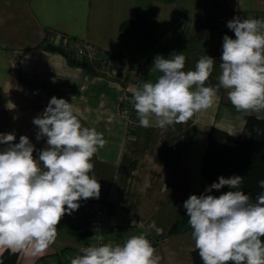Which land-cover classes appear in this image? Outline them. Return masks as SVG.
I'll return each mask as SVG.
<instances>
[{
  "label": "crops",
  "instance_id": "obj_1",
  "mask_svg": "<svg viewBox=\"0 0 264 264\" xmlns=\"http://www.w3.org/2000/svg\"><path fill=\"white\" fill-rule=\"evenodd\" d=\"M235 8L264 13V0H0V133H15L16 143L27 135L38 159L47 137L36 139L34 118L53 96L72 103L82 125L103 133L107 141L93 158L92 174L101 184V195L90 199L113 205L110 236L119 242L140 234L154 239L160 264H195L192 231L169 233L183 214L184 202L210 186L202 166L211 129L239 134L251 113L264 116V111H237L220 87L213 106L187 123L145 128L136 115L131 129L121 114L124 82L94 64L73 63V57L48 46L60 47L69 37L108 54L138 61L149 57L144 83L161 75L154 68L157 55L182 53L185 71L195 70L199 58L209 55L216 64L206 86L215 87L225 35L189 29L180 20L220 16ZM6 147L0 144V150ZM89 235L85 222L61 220L55 243L38 253L21 250L18 264L73 259L81 255Z\"/></svg>",
  "mask_w": 264,
  "mask_h": 264
},
{
  "label": "clouds",
  "instance_id": "obj_2",
  "mask_svg": "<svg viewBox=\"0 0 264 264\" xmlns=\"http://www.w3.org/2000/svg\"><path fill=\"white\" fill-rule=\"evenodd\" d=\"M227 27L235 39L223 38L221 75L215 87L206 86L216 64L213 57H200L195 70L189 71L184 70L182 53L155 57L154 68L161 75L133 91L141 127L166 129L187 123L213 106L220 87L227 90L237 111H264V19L236 16ZM33 123L38 127L36 139L47 137L38 159L27 135L16 143L15 133H0V144L7 145L0 150V248L12 253L45 250L55 243L65 214L78 210L81 200L101 195V184L92 173L93 158L107 144L103 133L83 126L74 105L55 96ZM242 185L240 175L221 176L204 194H192L183 204L203 264H264V193L253 200ZM225 186L232 190L208 194ZM258 186L264 189V179ZM81 252L71 264H160L162 260L144 234L131 236L123 245H92Z\"/></svg>",
  "mask_w": 264,
  "mask_h": 264
},
{
  "label": "trees",
  "instance_id": "obj_3",
  "mask_svg": "<svg viewBox=\"0 0 264 264\" xmlns=\"http://www.w3.org/2000/svg\"><path fill=\"white\" fill-rule=\"evenodd\" d=\"M215 24L210 23L201 27V29L214 32L219 30L222 34L235 38L234 31L228 27L218 29ZM48 48L59 49L70 55L74 58H71L73 63H79L84 66L92 65L87 60L78 61L79 59L74 54L61 47L48 46ZM202 172L210 185L217 182L221 176L226 178L233 175L242 176L243 185L241 190L245 194H250L253 200H255L257 194L264 193V189L258 186V181L264 179V116L251 113L247 117L243 131L239 134H231L223 128L213 127L208 136ZM230 190L232 189L225 186L219 190L213 189L208 194L219 196ZM188 220L186 209H184L181 218L176 222L169 234L193 231ZM107 234L113 239L109 234L108 227ZM261 239L264 241V237ZM155 243L156 241L154 240V245ZM193 257L195 264H203L198 250H194ZM19 259L20 251L12 253L10 250L5 249L0 254V264H18Z\"/></svg>",
  "mask_w": 264,
  "mask_h": 264
},
{
  "label": "built area",
  "instance_id": "obj_4",
  "mask_svg": "<svg viewBox=\"0 0 264 264\" xmlns=\"http://www.w3.org/2000/svg\"><path fill=\"white\" fill-rule=\"evenodd\" d=\"M222 2H228L229 0H221ZM236 16L241 18H256L264 19V13L255 11L242 12L238 8L224 15L208 16L203 18H182L180 20L186 28L189 29H201L210 23H219L224 27H227L228 21ZM59 46L74 54L77 59L87 60L91 64L97 67H102L107 74L113 77L120 78L124 82L125 92L121 105V114L125 116L130 123V128L134 129L136 125V111L132 103L133 91L138 87H142L145 82V78L149 70V57H145L142 60H132L126 58L120 54H108L101 52L96 48L82 45L77 40L69 39V37L63 38L59 42ZM81 206L78 210L73 211L71 214H65L61 220L69 224L78 222H85L90 231L87 242L82 246L81 250L92 246L101 244H120L123 245L126 241H116L109 237L107 234L108 219L113 212V206L108 201L101 200H81ZM154 246V240L147 237ZM80 250V252H81ZM82 254V252H81ZM72 258L66 257L60 259L54 264H71Z\"/></svg>",
  "mask_w": 264,
  "mask_h": 264
},
{
  "label": "rangeland",
  "instance_id": "obj_5",
  "mask_svg": "<svg viewBox=\"0 0 264 264\" xmlns=\"http://www.w3.org/2000/svg\"><path fill=\"white\" fill-rule=\"evenodd\" d=\"M208 17V16H207Z\"/></svg>",
  "mask_w": 264,
  "mask_h": 264
}]
</instances>
